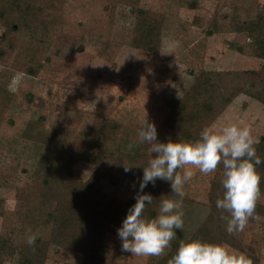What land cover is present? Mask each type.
Returning a JSON list of instances; mask_svg holds the SVG:
<instances>
[{"label":"trees","instance_id":"16d2710c","mask_svg":"<svg viewBox=\"0 0 264 264\" xmlns=\"http://www.w3.org/2000/svg\"><path fill=\"white\" fill-rule=\"evenodd\" d=\"M58 1L0 0V62L9 57V51H17L25 65L23 71L39 75L61 27L74 28L69 23L74 7L56 8ZM181 1L190 9L200 5L199 0ZM218 3L221 11L207 34H244L246 42H230L229 46L259 58L261 64L253 69L197 74L180 99L166 101L169 110L159 125L148 120L141 127L143 133L154 136L153 145L134 140L120 123L107 129L104 117L108 113L103 105L89 118L80 144L71 141L72 129L56 123L48 126L46 114L36 115L44 106L41 98L35 108H24L30 114L20 125V115L12 110L17 93L10 88L11 80L0 75V129L8 131L12 150H20V145L22 151L31 150V167H22L27 180L16 181L20 154L10 168L0 167V264H47L52 249L80 254L79 264H131L127 259L133 243L140 235L151 234L170 202H191L176 188L187 154L210 165L208 214L185 241L159 238L163 246L156 243L145 264H223L226 246L243 253L244 264H260L240 228L245 217L264 218V203L253 197L264 196V134L235 150L209 135L218 116L238 95L264 104V4L259 0ZM97 6L100 12L92 16L93 38L100 42L98 55L112 66L122 45L113 39L119 6L130 8L133 14L131 45L146 52L161 49L164 13L142 5L141 0H102ZM224 6L229 7L227 12H222ZM79 34L78 49L82 51L86 37L81 31ZM156 71L164 79H178V71L168 64H159ZM80 161L93 165L85 179L74 173L73 166ZM231 178L243 179L245 187L236 188ZM104 182L114 189L128 183L131 191L121 198L116 192H105ZM10 187L15 188V200L22 205L19 214L10 212L2 195ZM47 228L49 236L44 238L42 232ZM108 233L118 237L117 245L105 241ZM117 249L123 261L113 260Z\"/></svg>","mask_w":264,"mask_h":264},{"label":"rangeland","instance_id":"374dc122","mask_svg":"<svg viewBox=\"0 0 264 264\" xmlns=\"http://www.w3.org/2000/svg\"><path fill=\"white\" fill-rule=\"evenodd\" d=\"M100 1L60 0L55 3V7L60 9L67 8V5L74 7L71 11L73 19L69 22L74 28L61 27L52 40L46 55L49 59L39 75L33 76L23 71L25 65L17 51H9V57L0 62V75L11 80L10 88L17 93V103L12 110L14 114L20 115V121L17 120L20 125L30 114L24 108H35L41 98L44 106L42 110L35 111L36 115L42 112L46 114L48 126L56 123L60 128L72 129L74 134L71 141L80 144L89 118L99 105H103L108 113L104 117L107 129L114 123H120L130 131L134 140L144 139L153 145L154 136L143 133L141 127L148 120L159 125L169 110L166 101L180 99L197 74L204 70L253 69L261 64L259 58L243 55L229 46L230 42H246L244 34H207L213 18L221 11L218 0H199L198 9L184 7L181 0H141L142 5L165 14L166 27L161 49L146 52L131 45L133 14L130 8L119 6L113 39L122 45L112 66L98 55L100 42L93 38L95 26L92 16L94 12H100L97 6ZM259 2L264 4V0ZM222 9V12H227L229 7L224 6ZM2 30L0 26V33ZM80 31L86 37L82 51L78 49ZM161 63L175 68L178 79L162 78L156 71ZM29 92L32 95L27 99L25 94ZM121 96L123 99L119 101ZM4 131L5 127L0 129L1 133ZM7 132L0 137V167L10 168L13 159L20 154V167L17 169L19 177L16 181H25L29 176L22 171V167H31L28 161L31 150L22 151L21 145L20 150L19 147L16 151L12 150ZM163 132L167 134L166 129ZM263 134L264 104L240 94L218 116L209 136L213 141L235 150L249 139L259 140ZM92 167V164L80 161L74 164L73 169L78 178L85 179ZM211 177L209 164L195 155L185 156L176 188L188 195L191 202L171 201L151 234L140 235L135 240L127 262L145 264L151 252H154L152 249L155 244L163 246L159 238L185 241L192 235L208 214L207 194ZM231 182L240 190L246 185L243 179L231 178ZM103 190L107 193L116 192L119 197L126 198L131 186L123 183L114 189L104 182ZM2 195L12 214L21 213L22 205L15 200V188L3 189ZM253 197L264 203V196ZM240 231L247 246L259 256L260 264H264V218H243ZM49 232V228L45 229L42 236L48 238ZM105 241L117 245L118 237L108 233ZM112 258L123 261L118 249ZM244 261L243 253L225 247L223 264H244ZM80 262L81 255L78 253L52 249L47 264Z\"/></svg>","mask_w":264,"mask_h":264}]
</instances>
